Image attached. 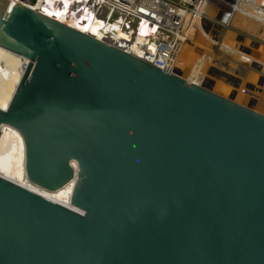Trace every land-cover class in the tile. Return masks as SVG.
<instances>
[{
	"label": "water",
	"instance_id": "95a60500",
	"mask_svg": "<svg viewBox=\"0 0 264 264\" xmlns=\"http://www.w3.org/2000/svg\"><path fill=\"white\" fill-rule=\"evenodd\" d=\"M28 1L0 0L36 185L0 176V264H264V114Z\"/></svg>",
	"mask_w": 264,
	"mask_h": 264
},
{
	"label": "built area",
	"instance_id": "2783aa9c",
	"mask_svg": "<svg viewBox=\"0 0 264 264\" xmlns=\"http://www.w3.org/2000/svg\"><path fill=\"white\" fill-rule=\"evenodd\" d=\"M56 1L60 6L64 3V0ZM38 2L39 0L28 1L25 4L44 13L43 8L34 7ZM75 2L71 4V8L77 14L86 7L95 17L111 25L112 34L118 29L130 34V39H122L121 42L125 46L122 50L136 56L140 54L139 58L165 72L177 73L179 70L177 62L187 44L196 48L197 52H205L203 46L191 41L192 28L209 41L212 52L216 54L222 52L229 56L241 54L242 63L248 62L252 66L251 69L255 68L258 71L263 69L260 64H264V33L262 32L264 31V0H84L82 2L76 0ZM236 15L258 21L262 27L259 30L261 33H246L240 27H234L233 21ZM143 25L156 30L148 36H141L140 28ZM228 29H233L236 36L233 42L226 44L223 38ZM254 53L260 63L251 58L250 55ZM215 66L221 70V66L218 68L219 65L214 63ZM256 74L258 78L256 77L255 81L263 85L264 76L258 72ZM201 77H194L198 81L197 84L204 80L203 74ZM259 98L260 100L249 98V106L255 110L261 107L264 114V97Z\"/></svg>",
	"mask_w": 264,
	"mask_h": 264
},
{
	"label": "bare ground",
	"instance_id": "6f19581e",
	"mask_svg": "<svg viewBox=\"0 0 264 264\" xmlns=\"http://www.w3.org/2000/svg\"><path fill=\"white\" fill-rule=\"evenodd\" d=\"M12 1L16 3H23L22 0H12ZM75 1L76 0H64V3H62L60 6L56 0H39L37 5L34 7H38L41 4L42 6L40 8H43L44 13L48 15L49 17L56 18L70 26L78 28L84 32H87L97 37L98 39L105 41L119 49H125V46L123 45V42L121 41L122 39H130L131 36L129 33L120 31L118 29L119 30V31L117 30L118 32L114 30L112 34L111 25L107 23L106 21H104L103 19L95 17L94 13L86 9V7H84L83 10L79 14H77L71 8V4L76 3ZM77 1L82 2L84 0H77ZM233 26L245 28L249 32H253L254 34H260L261 32L259 30L262 29L261 24H259L258 21L249 19L242 15H238V16L236 15V18L233 21ZM155 30L156 28H151L147 25H143L140 28V34L141 36L142 35L148 36L151 33H153ZM194 30H195L194 28L191 29V35ZM232 33H233V38H234L235 31H233ZM187 45L184 47L183 51L185 50ZM207 45L209 46L210 44L208 43ZM204 48H205V52L202 53V56L200 55L196 59V62H193L194 64L193 70H192L193 73H192V78L190 81H192L195 76H200V78H202L201 74L205 75V71H204L205 67L203 66L206 63V61L203 58L205 57V54L207 50L209 49V47L207 48V46H204ZM182 54L183 52L181 53V55ZM137 55L140 56V54H137ZM216 55H218V58L220 59L219 60L216 57V59L213 60V62L216 65H219V67L224 65L225 67H228V69L233 68L232 70H236V72H238L239 74L245 75V78H243V80H246V82L250 80L248 79L249 78L248 76H251L253 74L251 73L252 66H250L248 62H244L245 63L244 65H246L247 67L242 65L238 70L234 66L235 63H232V62L230 63V61L228 62L225 61L226 64H224L222 59H227L225 57L226 55L224 56L222 53H217ZM237 55L239 56L241 54H237ZM241 56L243 58V55ZM180 57H179V60H180ZM29 62H30L29 59L22 57L18 54H15L13 52H10L3 47H0V108L1 109H4V110L8 109L11 103V100L13 98V95L16 91V88ZM177 63L179 67V61ZM262 67L264 70V65ZM221 72H222L223 79L228 81L229 75L227 77V73H224L221 70H219L217 74L220 76ZM230 78L236 81L235 80L236 78H233V77H230ZM239 81L241 85L243 81L242 82L241 80ZM193 82L196 83L197 79H194ZM262 92H264V90H262ZM248 94H249L248 96H250L251 92H248ZM253 96H255L254 97L255 99L260 100L256 97V96H259L258 94L254 93V95L250 96V98H252ZM0 176L12 182H15L19 185H22L35 192L36 185L32 183L31 181H29L26 175V152H25V142H24L23 134L19 130H17L16 128L10 125H3L2 127V136L0 139ZM44 197L49 198L47 196H44ZM49 199L56 201L52 198H49ZM56 202L61 203L59 201H56ZM61 204L68 206L70 208L76 209V207H74L72 203L68 205L64 203H61Z\"/></svg>",
	"mask_w": 264,
	"mask_h": 264
},
{
	"label": "rangeland",
	"instance_id": "374dc122",
	"mask_svg": "<svg viewBox=\"0 0 264 264\" xmlns=\"http://www.w3.org/2000/svg\"><path fill=\"white\" fill-rule=\"evenodd\" d=\"M41 6L42 5L40 4V6H38V7L40 8ZM240 29L244 30L246 33H250L245 28H240ZM233 31H234L233 29H228L225 32L223 41L226 44L233 42V33H232ZM197 32L198 31L196 29L192 32L191 41H193L194 43L199 44L203 47L204 46H207V48L209 47V49L207 50V52L205 54V57L203 58L206 61V63L203 66V67H205L204 71H205L206 76L203 75L204 80L201 81L200 85H207V87L210 88L212 91H214L216 93H223V95L228 97V98H230L231 94L233 93L235 95V98H234L235 101L238 103H241L242 105H245V106H249V98H250V96L254 95V93L259 95V96H256L258 99H260L259 97H261V96L264 97V92L261 91V89L264 90V78H263V85H260V84H258L257 81H255V79L258 75V74H256L257 72L260 73L261 76H264V70L263 69H262L263 71L260 70V72L255 68H254V70L251 69V73L253 75L248 76L249 77L248 79H250V80L246 82V80H243V78H245V75L239 74L238 72H236V70H232L233 68L228 69V67H225L224 65H222L221 71H223L224 73H227V77L229 75V79H228V81H226L225 79H223L222 72H221V75L219 76L217 74L219 69H217V67L216 66L214 67V65H213L214 64L213 60L216 59L217 56H215L213 54V52H212L213 50L210 49L211 46L207 45L209 41H207V39L205 40V37L203 36V34H201V33L199 34ZM262 32L264 33V31H262ZM251 33H253V32H251ZM235 36H236V34H235ZM215 54H216V52H215ZM222 54L224 56L226 55L225 57L227 58V59H222L224 64H226V62H228V61H230V63L231 62L235 63L234 66L238 70L242 65L246 66V65H244L245 63H242V56L241 55L229 56L228 54H224V53H222ZM200 55L202 56V52H197L196 48H192L191 45H189V44L187 45V47L183 51V54L181 55L180 60H179V71H180V73H182L181 75L184 79H187L189 81L191 80L192 73H193L192 70H193V66H194L193 62H196V59ZM250 56L255 62H259L258 58H256L255 53L251 54ZM211 57H212V59H211ZM208 58H210V60H208ZM217 59H219V58L217 57ZM245 61H250V60H245ZM249 65H250V63H249ZM260 65H262V64H260ZM218 68H220V67L218 66ZM215 69H217V70H215ZM230 77L236 78L235 79L236 81H234ZM239 80H241V82L243 81V83L241 85L239 83L240 82ZM254 83H256V84H254ZM248 92H251L250 96H248L249 95ZM253 97H255V96H253ZM257 109L259 112H261V113L263 112V109L261 107H258Z\"/></svg>",
	"mask_w": 264,
	"mask_h": 264
},
{
	"label": "snow or ice",
	"instance_id": "6c2138e0",
	"mask_svg": "<svg viewBox=\"0 0 264 264\" xmlns=\"http://www.w3.org/2000/svg\"><path fill=\"white\" fill-rule=\"evenodd\" d=\"M50 14V13H49Z\"/></svg>",
	"mask_w": 264,
	"mask_h": 264
}]
</instances>
